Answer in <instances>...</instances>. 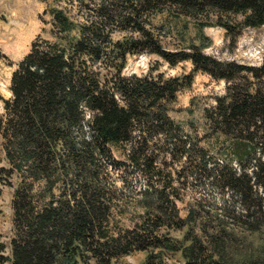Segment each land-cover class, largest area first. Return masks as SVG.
Masks as SVG:
<instances>
[{
    "label": "trees",
    "instance_id": "trees-1",
    "mask_svg": "<svg viewBox=\"0 0 264 264\" xmlns=\"http://www.w3.org/2000/svg\"><path fill=\"white\" fill-rule=\"evenodd\" d=\"M79 1L88 8L79 21L59 7L45 10L53 40L38 35L14 63L10 97L0 92L8 172L25 175L12 199L11 257L4 256L0 241V264H110L135 250L169 247L161 231L186 223L170 198V182L152 183L154 200L133 228H113V198L97 163L111 157V146L126 147L130 163L157 181L163 177L157 165L160 145L163 153L185 158L183 168L208 169L204 149L196 156L168 114V104L192 87L198 72L226 82V93L216 96L205 114L214 130L236 140L238 160L253 167L251 174L239 173L230 163L216 162L210 170L241 202L235 223L264 230V60L259 66L222 60L195 44L167 49L144 18L165 9L188 17L214 12L217 25L234 41L244 28L264 26V0ZM238 15L243 19L231 18ZM116 31L140 36L114 41ZM140 53L156 54L171 67L190 61L192 69L174 76L154 74L155 69L124 75L127 55ZM108 59L115 70L105 75ZM37 182L49 186L51 196L42 197Z\"/></svg>",
    "mask_w": 264,
    "mask_h": 264
},
{
    "label": "rangeland",
    "instance_id": "rangeland-1",
    "mask_svg": "<svg viewBox=\"0 0 264 264\" xmlns=\"http://www.w3.org/2000/svg\"><path fill=\"white\" fill-rule=\"evenodd\" d=\"M84 4L81 5L79 0H0V92L4 97L11 95L9 86L16 67L14 63L29 52L34 39L42 34L53 40L49 32L51 17L45 10L51 6L59 7L73 21H79L88 10ZM144 18L147 28L158 35L167 49L187 50L195 44L205 53L222 60L252 66H259L264 60V26L246 27L233 41L225 28L217 25L214 12L188 17L165 9L151 12ZM231 18L240 21L243 16ZM230 24L236 26L237 23L232 21ZM129 36L140 35L132 31H116L113 40ZM111 61L113 59H108L103 64V74L109 75L115 70L109 67ZM150 69H155L154 74L164 72L167 76H174L190 71L192 63L185 61L171 67L156 54H129L122 73L143 75ZM225 93L224 80H215L198 72L192 87L182 90L177 101L168 104V114L175 126L180 128L177 129L180 136L196 148L194 154L200 156L199 149H204L208 169L183 168L186 167V159L163 153L160 149L163 146L160 145L157 147L159 153H156L157 165L163 170V177L157 181L150 178V173L145 175V171L130 163L123 150L126 147L111 146V157L99 159L98 174L101 178L103 176L113 198V228L134 227L153 202L151 187L158 180L170 182V198L175 202L179 216L186 222L182 227L171 226L161 231L169 247L135 250L112 260L110 264H145L151 254L156 256L152 264H264V230L249 231L240 223H235L233 216L243 212L241 202L231 191L221 188L210 170L216 162L230 163V167L239 173L246 171L251 174L253 169L252 165H244L238 160L236 140L214 130L206 117L205 112L215 105L216 96ZM0 111H3L1 101ZM8 168L10 164L0 137V241L5 247L4 256L10 258L11 240L15 235L12 199L15 188L22 183L25 175L9 173ZM41 184L44 183L37 182L35 187L42 197L48 198L51 196L49 186ZM58 186L53 190L55 194L59 192ZM191 212L195 214L188 220ZM5 264H10V261ZM78 264L84 263L79 261ZM90 264H94L93 261Z\"/></svg>",
    "mask_w": 264,
    "mask_h": 264
}]
</instances>
